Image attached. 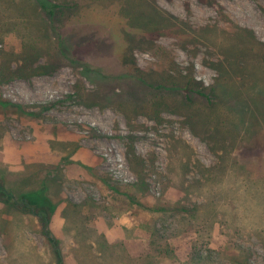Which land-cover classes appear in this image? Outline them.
Returning a JSON list of instances; mask_svg holds the SVG:
<instances>
[{
  "label": "rangeland",
  "instance_id": "obj_1",
  "mask_svg": "<svg viewBox=\"0 0 264 264\" xmlns=\"http://www.w3.org/2000/svg\"><path fill=\"white\" fill-rule=\"evenodd\" d=\"M39 1L0 0V264H264V0Z\"/></svg>",
  "mask_w": 264,
  "mask_h": 264
},
{
  "label": "trees",
  "instance_id": "obj_2",
  "mask_svg": "<svg viewBox=\"0 0 264 264\" xmlns=\"http://www.w3.org/2000/svg\"><path fill=\"white\" fill-rule=\"evenodd\" d=\"M39 5L40 7L50 16V18L55 19V16H56V10L61 7V6H56L55 4H53L51 1L49 0H40L39 1ZM66 7V6H65ZM63 8V7H62ZM40 199V198H39ZM25 201V200H23ZM43 201V200H42ZM16 203V202H14ZM27 204V203H25ZM33 210V208H31ZM35 214L38 215V217L40 218V221H41V227H42V230H43V233H44V236L49 240L52 238V233L50 232L49 230V222H48V218L46 217L45 213H43L42 211L40 210H34ZM196 213H198V210L196 211ZM206 244H208V242L206 241H202L200 243V246L198 248H196V251L195 253L198 255V254H201L204 252V248H206ZM209 251V249H208Z\"/></svg>",
  "mask_w": 264,
  "mask_h": 264
}]
</instances>
